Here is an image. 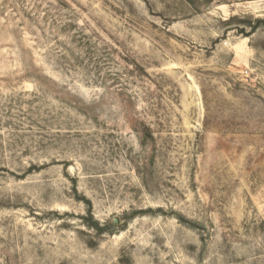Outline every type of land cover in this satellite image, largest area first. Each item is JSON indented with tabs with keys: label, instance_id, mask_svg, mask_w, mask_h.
Returning <instances> with one entry per match:
<instances>
[{
	"label": "rangeland",
	"instance_id": "1",
	"mask_svg": "<svg viewBox=\"0 0 264 264\" xmlns=\"http://www.w3.org/2000/svg\"><path fill=\"white\" fill-rule=\"evenodd\" d=\"M0 264H264V0H0Z\"/></svg>",
	"mask_w": 264,
	"mask_h": 264
}]
</instances>
